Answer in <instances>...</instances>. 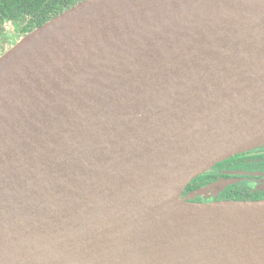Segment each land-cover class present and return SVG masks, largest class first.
Listing matches in <instances>:
<instances>
[{"label": "water", "instance_id": "obj_1", "mask_svg": "<svg viewBox=\"0 0 264 264\" xmlns=\"http://www.w3.org/2000/svg\"><path fill=\"white\" fill-rule=\"evenodd\" d=\"M264 146V0H82L0 55V264H264V198L182 197Z\"/></svg>", "mask_w": 264, "mask_h": 264}, {"label": "trees", "instance_id": "obj_2", "mask_svg": "<svg viewBox=\"0 0 264 264\" xmlns=\"http://www.w3.org/2000/svg\"><path fill=\"white\" fill-rule=\"evenodd\" d=\"M81 1L0 0V55L32 30ZM224 164L221 163L218 166H223ZM213 176L222 177L224 175L217 172H205L186 185L182 197L210 185L213 181ZM231 188V190L227 189L222 191L218 199L244 200L245 196L240 195L236 188Z\"/></svg>", "mask_w": 264, "mask_h": 264}, {"label": "flooded vegetation", "instance_id": "obj_3", "mask_svg": "<svg viewBox=\"0 0 264 264\" xmlns=\"http://www.w3.org/2000/svg\"><path fill=\"white\" fill-rule=\"evenodd\" d=\"M221 163L225 164L218 166ZM207 172H217L224 175L222 177L213 176L212 182L224 180L226 185L214 196H199L195 197L193 201L210 202L220 200L218 199L220 193L227 189L231 190V187L236 188L243 197L245 196L244 200L264 198V146L231 156L215 164Z\"/></svg>", "mask_w": 264, "mask_h": 264}]
</instances>
